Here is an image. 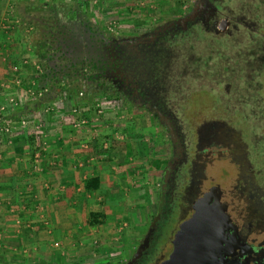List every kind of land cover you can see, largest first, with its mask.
<instances>
[{"label": "flooded vegetation", "instance_id": "flooded-vegetation-1", "mask_svg": "<svg viewBox=\"0 0 264 264\" xmlns=\"http://www.w3.org/2000/svg\"><path fill=\"white\" fill-rule=\"evenodd\" d=\"M194 32L203 44L211 39L219 47L213 49L214 59L206 56L205 47L201 50V77L194 80L212 104L209 110H190L187 115L184 104L192 94L190 82L181 84L183 88L178 85L180 93H173L168 59L176 51L175 42ZM254 34L264 32L256 29L255 22L233 14L223 0H195L179 18L144 34L98 45L95 53L106 61L102 67L91 65L94 81L146 109L165 126L169 137L147 244L135 255L143 235L122 264H264L263 83L252 77L251 105L240 93L242 85L219 73L223 63L241 62L243 51L251 56L244 64L260 69L264 49L258 43L261 36ZM214 64L218 73L207 78L205 70ZM240 119L244 126L237 125ZM222 160L232 168V173L218 168L217 177L227 178L223 185L206 173ZM169 220L173 222L168 237L158 245L161 228ZM182 235L185 240L177 239Z\"/></svg>", "mask_w": 264, "mask_h": 264}, {"label": "rangeland", "instance_id": "rangeland-1", "mask_svg": "<svg viewBox=\"0 0 264 264\" xmlns=\"http://www.w3.org/2000/svg\"><path fill=\"white\" fill-rule=\"evenodd\" d=\"M116 2L117 5L109 10L110 15H104L96 22H90L96 29H101L105 25V34L111 40L141 35L179 18L189 11L195 0H144L139 6L127 0H115L114 3ZM223 4L235 15L255 22L258 30L264 32V0H223ZM57 8L46 11L42 7L37 14L32 13L31 22L35 26L36 41L40 40L41 34L46 35L49 25L56 30L61 26H68L70 17L65 10ZM260 36L258 43L264 49V35ZM42 48L40 47L39 50L41 51ZM39 50L35 49L36 55H39ZM94 71L89 66L87 70H83L82 75L80 70L70 76L68 81L60 79L61 89L57 93L50 91L53 95L51 100H46L47 95L40 96V102L45 99L49 105L46 102H44L46 105L40 103V112L35 114L37 117L31 122L32 126H27L33 127V133L37 134L40 140L39 146L36 149L32 148L31 154L36 163L35 169L40 170V158L42 159L44 154L42 149L48 143L55 139L54 142L59 141L70 146L74 144L78 153L88 152L83 153V157L85 155L87 158L88 156L95 158L98 169L103 170L105 175L108 174L107 170L112 172L111 175L116 180L114 185H118L120 191L117 190L118 188L112 190V198L110 195L107 198L102 197L105 191L104 193L86 191L82 194L83 197L77 195L78 209L71 226L72 230L61 231L60 240L49 244L40 240L42 233L28 230L33 224L26 222V219H20L18 213L12 211V215L2 214L3 206L0 204V264H122L131 256L142 236L150 235L149 231L152 227L149 224L154 218L159 201L161 168L165 162L164 158L169 156L167 130L146 109L137 106L121 92L103 93L93 79L87 78ZM256 74L264 88V62ZM17 80H19H15L17 84L22 83L20 79ZM33 87L36 88L34 85ZM261 94L264 95V91H261ZM58 95H60L58 98L61 101L60 106L55 103ZM211 104V101L206 100L205 92L196 90L190 94L184 104V110L189 115L187 111L191 110V113L195 110H209ZM14 125L20 126L15 121ZM19 129L21 128H17ZM19 132L21 136H28V134L22 135L21 130ZM158 162L159 168L156 167ZM214 164L215 169L208 168L206 173L213 176L221 185L227 183V178L217 177L221 174L218 168H227L225 170L232 173L231 165L227 160ZM79 168L81 169L78 172H85L84 165ZM139 177L143 178V181H140ZM146 181H151L150 184L153 186L148 199L145 193L136 196L137 190L134 193L132 187L131 193L124 189L139 185L138 190H145L149 186ZM124 184L125 187L122 186ZM207 185L208 182L205 181L203 186ZM105 186L106 181L103 188ZM122 193L126 197L120 195L118 201H115L118 206L113 204L104 207L105 203L113 201V196ZM80 204H82L81 208L84 204H86L85 208L86 206L88 208L80 210ZM92 208L102 211L99 216L100 223L96 225H90L86 215V212ZM14 219L19 221L15 222ZM170 222L173 221L169 220L168 224L161 228L158 245L167 239ZM185 239V237L180 238L181 241Z\"/></svg>", "mask_w": 264, "mask_h": 264}, {"label": "crops", "instance_id": "crops-1", "mask_svg": "<svg viewBox=\"0 0 264 264\" xmlns=\"http://www.w3.org/2000/svg\"><path fill=\"white\" fill-rule=\"evenodd\" d=\"M114 1L0 0V105H6L4 114L9 122L12 123L21 118L27 121L24 126H16L12 123V131H16L14 133L2 134L0 132V204L3 206L1 209L4 213L2 212V214L12 215L13 211L18 213L20 219H26V222L32 223L33 225L29 226L28 230L33 233H42L40 240H43L44 243L46 241L48 244L58 242L61 231L72 230L71 226L78 209L77 195L83 197L82 194L86 192L82 189V182L85 179L98 175L100 187L91 192L102 191L104 193L105 191L102 197L106 198L111 196L112 190L115 191L118 185H114L116 180L111 175L112 172L107 170L108 174L105 175L103 170L98 169V162L95 158L91 156L87 158L85 155L83 157V153L88 152L78 153L77 146L75 147L74 144L70 146V144L59 143V141L54 142L55 139L42 149L44 154L42 159L40 158V170L35 169L36 163L32 158V148L25 142V136H21L19 132V130L23 131L22 135L33 133V127L27 126H32L31 122L37 117L35 114L40 112V103L47 102L46 100L40 102V96L30 97L27 93L28 88L33 85L36 87L38 84L36 76L40 70V55L35 54V26L31 22V15L34 12H36L34 15L37 14L42 7L46 11L60 7L63 11L65 10L70 17L68 20H70L75 17L73 6L77 7L78 3L86 2L84 6L87 8L83 13L89 22H96L98 18L110 15L109 10L117 5V2L114 3ZM127 1L133 4L137 3L138 6L144 2V0ZM94 3L96 4L94 5ZM119 4L120 2H118ZM14 65L17 66L16 70L12 68ZM17 79H20L22 83L17 84L15 82ZM59 96L56 97L55 103L60 106ZM11 98L13 101L9 102ZM47 121L49 120L47 119ZM17 128L21 129L17 130ZM56 138L58 137L56 136ZM81 165H84V173L78 172ZM139 180L143 181V178L139 177ZM104 181H106V190L103 188ZM150 183L151 181H146L149 186L145 190H138L139 185L129 186L130 189L126 188L125 184L122 186L129 193L132 191L135 193L137 190L136 196L145 193L148 199L151 189H153ZM141 185L144 188L143 184ZM131 187L134 190L131 191ZM117 190L120 191V188ZM124 194L113 196L114 199H117L105 203L104 207L113 204L118 206L115 201H118L120 195L126 197ZM66 200H68L67 203ZM81 205L79 206L80 210L88 208V206L85 208L86 204L82 208ZM90 212L101 213L102 211L92 208L86 212V215L89 216ZM14 220L15 222L19 221L18 219ZM128 238L131 237L128 236Z\"/></svg>", "mask_w": 264, "mask_h": 264}, {"label": "trees", "instance_id": "trees-1", "mask_svg": "<svg viewBox=\"0 0 264 264\" xmlns=\"http://www.w3.org/2000/svg\"><path fill=\"white\" fill-rule=\"evenodd\" d=\"M84 3L86 2L78 3L77 7L73 6L75 17L70 19L68 26L64 25V27L61 26L60 29L56 30V28L49 25V30L45 32L46 35L41 34L39 38L40 40L35 42L36 49L38 48L39 50L40 47H43L41 51L39 50V64L41 68L37 72L36 80L38 84L36 85V88L37 90L43 91L42 95H45L44 97L47 95L46 100H51L53 97V95L50 94V91L54 93L60 91L62 85L60 79H66L68 81L70 76L77 74L80 70L82 75L83 70H87L89 66L92 65V67L97 68V65H101V63L106 61L97 57L95 51L98 49V45L102 41H111V39L105 34V25L102 24L103 26L101 25V29H96L86 19V16L83 13L84 9H86ZM231 12L235 14L233 11ZM256 29L258 30L257 25ZM187 37L188 39L183 37L178 42H175L177 45L173 48H176V51L173 52L168 59V63H170L168 77L173 83H175L174 87L171 88V90L174 91L173 93H180V91H178V85L183 88L181 84L187 85L189 82L191 93L199 90V87L194 83V80L201 77L199 70L201 68V65L199 64L200 58H198L199 54L205 47L206 56L212 58L214 55L213 49L219 47V43L214 44L216 41H212L211 39H207L206 43L203 44L201 36L196 32L189 33ZM238 42L239 41L237 40V43ZM237 52L239 53V51ZM245 54L246 51H243L240 55L242 56L241 62L238 60L233 61L232 63L236 62L234 65L223 63L220 66L221 70L219 73L223 74V79H226L227 81L232 80V82L238 84V86L239 84L242 85V87L239 86L240 93L244 95L243 98L248 101L247 103L254 105V102H252L254 100L252 97V95H254V90L250 87H252V77L256 76V71L258 70H256L254 64L251 66L250 64H244L243 61H247L246 58L251 57L250 54H247L246 56ZM246 63L250 62L247 61ZM253 63L258 64V61H254ZM100 67H102V65ZM181 67L186 68V70L184 71ZM216 68L217 66L214 64L210 65L208 70H205L208 74V76L206 75L207 78L211 77L215 72L218 73ZM247 68H253V70ZM96 77H99V75L96 74ZM87 78L95 79L93 75H89ZM47 87L49 90H47ZM102 92L107 93V91L103 89ZM46 103L49 105V102ZM238 121L240 124L237 123V125H245L244 121L241 119ZM38 138L39 136H37V134L30 132L28 136H25V142L28 143L29 147L36 149L40 143ZM159 166L158 162L156 167L159 168ZM99 187L100 179L98 175L91 176L82 182V189L84 191H94ZM100 215V212H90L88 223L90 225L100 223Z\"/></svg>", "mask_w": 264, "mask_h": 264}, {"label": "built area", "instance_id": "built-area-1", "mask_svg": "<svg viewBox=\"0 0 264 264\" xmlns=\"http://www.w3.org/2000/svg\"><path fill=\"white\" fill-rule=\"evenodd\" d=\"M14 70L17 69V66L14 65L12 67ZM19 81V80H16ZM45 90V89H44ZM41 90H37V88L34 87H30L27 90V93L29 94L30 97H34V96H41L42 95ZM13 99H9V102H12ZM6 109V105L2 104L0 105V132H2V134H9L12 131V127L14 122L11 123V121L9 122L8 119H6L5 114H4V110ZM16 123H19L20 126H24L26 124V120L24 118L18 119L15 121Z\"/></svg>", "mask_w": 264, "mask_h": 264}, {"label": "water", "instance_id": "water-1", "mask_svg": "<svg viewBox=\"0 0 264 264\" xmlns=\"http://www.w3.org/2000/svg\"><path fill=\"white\" fill-rule=\"evenodd\" d=\"M150 232V231H149ZM184 233H185V231H184ZM148 235H145L144 236V238H143V240H142V242L139 244V246H138V248H137V250H136V253H135V255H137L138 253H139V251H140V249L143 247V246H145L146 244H147V239H148ZM182 237H185L184 235H182ZM181 237H179V238H177V239H180ZM134 259H135V257H132V259H131V261H134ZM130 261V262H131Z\"/></svg>", "mask_w": 264, "mask_h": 264}]
</instances>
